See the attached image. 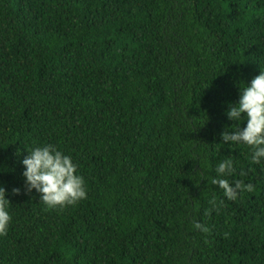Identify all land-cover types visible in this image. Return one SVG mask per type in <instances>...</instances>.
Masks as SVG:
<instances>
[{"label":"trees","instance_id":"trees-1","mask_svg":"<svg viewBox=\"0 0 264 264\" xmlns=\"http://www.w3.org/2000/svg\"><path fill=\"white\" fill-rule=\"evenodd\" d=\"M260 71L264 0H0V264H264V162L220 136ZM47 144L86 199L26 194ZM223 160L250 191L212 183Z\"/></svg>","mask_w":264,"mask_h":264},{"label":"clouds","instance_id":"clouds-1","mask_svg":"<svg viewBox=\"0 0 264 264\" xmlns=\"http://www.w3.org/2000/svg\"><path fill=\"white\" fill-rule=\"evenodd\" d=\"M231 127H225L220 133L224 145L243 144L251 152L250 160L253 164L264 162V71H260L250 83L239 87V98L236 102H229L224 113ZM246 122L243 128L240 124ZM24 171L22 173L25 191L33 190L39 194L40 201L49 208L72 206L87 198L84 178L78 174V165L70 155L51 144L34 147L27 150L22 159ZM235 171L231 160H223L216 168L218 178L212 183L224 190L228 199H235L237 190H251V185L236 183L234 186L224 177ZM13 194H19L20 189H13ZM8 193L0 186V236L7 234L12 220L9 212L10 201ZM195 228L207 232L208 228L200 223Z\"/></svg>","mask_w":264,"mask_h":264}]
</instances>
